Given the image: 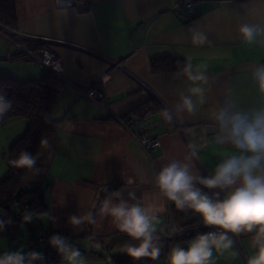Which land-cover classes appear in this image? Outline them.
I'll list each match as a JSON object with an SVG mask.
<instances>
[{"label":"crops","instance_id":"1","mask_svg":"<svg viewBox=\"0 0 264 264\" xmlns=\"http://www.w3.org/2000/svg\"><path fill=\"white\" fill-rule=\"evenodd\" d=\"M175 1L85 0L86 9L79 11L57 0H14L15 28L0 27V76L25 82L39 79L47 70L18 57L13 42L30 50L48 49L61 64L64 84L46 118L53 129L42 135L50 147L41 149L39 140L33 155H41L35 169L26 171L22 186L36 187L44 206L42 211H28L47 212L52 218H34L35 226L68 232L67 243L81 251L86 264H168L172 247L187 248L195 237L174 242L170 235L173 222L182 227L188 218L178 221L180 225L174 221L171 205L155 186V176L173 160L188 163L194 175H213L219 163L239 154L230 143H217L213 113L228 105L248 113L264 109V93L254 77L264 65V32L258 31L252 43L240 32L242 25L264 29V0H198L180 15L170 9ZM196 33L206 37L204 43H193ZM165 58L200 67L207 80L198 82L204 90L203 103L191 96L189 89L194 85L181 70L153 69L152 61ZM98 79L103 106L80 97L72 86L87 88ZM181 95L191 96L193 113L176 111ZM165 109L171 121L164 118ZM115 116L138 122L127 129ZM8 121L13 127L27 120ZM208 126L215 129L208 130ZM143 132L158 137L161 145L144 152L136 138ZM10 138L14 140L8 130L3 146L12 142ZM189 145L195 146L197 155H191ZM2 152L0 172L5 173L7 157ZM196 187L221 200L230 191ZM115 191L121 193L119 198L110 195ZM129 192L137 200L130 199ZM103 195L114 202L124 199L131 204L142 198L144 203L163 204L154 233L161 249L158 259H133L123 250L138 241L116 230L110 218L97 215ZM90 211L96 225L69 223L70 216ZM189 219L203 223L192 211ZM0 220L6 222L0 231V253L21 247L31 251L27 245L30 231L17 219V212L0 207ZM228 235L233 247L223 254L214 251V264H247L256 252L253 234ZM35 251L44 257L41 246ZM33 264L66 262L62 257L56 263L43 258Z\"/></svg>","mask_w":264,"mask_h":264},{"label":"clouds","instance_id":"2","mask_svg":"<svg viewBox=\"0 0 264 264\" xmlns=\"http://www.w3.org/2000/svg\"><path fill=\"white\" fill-rule=\"evenodd\" d=\"M258 31L264 32V29L258 30L249 25H242L240 28L248 43L255 40ZM205 40L206 37L202 34L196 33L193 36L194 44H202ZM180 74L194 85L189 89L191 96L198 97L200 103H203L204 90L198 82L207 83V80L200 67L194 69L189 61ZM254 77L258 81L259 90L264 93V65L256 69ZM191 96L181 95L180 102L175 106L177 112L193 113L195 104ZM233 107L228 105L220 108L213 113V119L218 124L217 143H230L239 150V154H233L219 163L214 174L209 177L192 174L188 163L176 160L163 166L155 176V186L160 194L172 202L177 210H191L199 214L204 225L220 229L219 232L209 231L195 236L187 243V248L179 245L172 247L167 256L168 264H214V251L223 254L233 247V240L228 233L237 236L252 233V244L256 252L248 259L247 264H264V109L248 113L234 111ZM11 110L12 101L0 93V120ZM163 116L168 121L172 119L167 109L163 110ZM39 146L41 149L50 147L49 141L42 137ZM189 147L193 149L191 155H197L195 146ZM40 155V152L33 155L22 151L15 159L8 160V164L18 169L34 170ZM197 184L207 189L230 191L222 200L213 199L196 187ZM110 195L119 198L121 193L115 191ZM128 196L137 200L134 192H129ZM163 210V204L144 203L142 198L131 204L124 199L114 202L111 198H105L100 203L97 215L101 219L110 218L116 230L138 241L136 245L124 247L123 250L130 257L156 260L161 249L157 244L159 238L154 233L159 223L158 214ZM34 218L52 219L47 212L37 214L25 211V222H31ZM5 223L0 220V231L4 230ZM69 223L73 226L83 223L96 225L97 220L90 211L84 216H70ZM49 245L57 250L66 264H86L81 251L67 243L66 237L54 234L49 239ZM43 258L41 252H25L21 247L15 251L0 253V264H33Z\"/></svg>","mask_w":264,"mask_h":264},{"label":"trees","instance_id":"3","mask_svg":"<svg viewBox=\"0 0 264 264\" xmlns=\"http://www.w3.org/2000/svg\"><path fill=\"white\" fill-rule=\"evenodd\" d=\"M0 25L9 29L15 28L16 12L14 0H0ZM17 55L21 59L29 60L26 55ZM184 65L183 62L169 58L151 62L153 69L158 70H181ZM63 84V80L49 70H46L39 79L25 82L17 81L11 77L0 76V93H3L7 99L12 101V110L3 120H0V126L10 119L19 117L25 118L28 123L24 133L15 139L8 148L6 170L2 179H0V207L16 211L17 219L23 222L29 231L40 229L32 221L25 222L21 220L19 213L24 215L25 211L29 209L42 211L44 209L42 198L39 196L36 187L31 189L23 188L22 180L27 170L10 166L8 160L15 159L22 151L33 154L42 135L53 129V126L49 124L46 118ZM103 200L104 195L98 204L97 211ZM171 207L175 222L178 223V221L187 220L188 218L186 223L181 224L182 227H190L196 223L195 219H189L190 210H177L172 202ZM202 233L203 230L188 233L180 236L175 242L190 239Z\"/></svg>","mask_w":264,"mask_h":264},{"label":"built area","instance_id":"4","mask_svg":"<svg viewBox=\"0 0 264 264\" xmlns=\"http://www.w3.org/2000/svg\"><path fill=\"white\" fill-rule=\"evenodd\" d=\"M60 5H73L77 10L83 11L86 9L84 4L85 0H57ZM198 0H176L171 6L170 9L175 14H184L188 9L193 7ZM15 47L16 54L26 55L29 60L33 61L40 67H43L51 72H53L58 78L64 79L63 71L59 59L57 56L50 50L45 48H39L30 50L26 46L13 42ZM10 58V57H8ZM101 79L96 80L95 84L87 88H79L72 84L74 89L77 91L80 97L89 99L96 104L103 106L104 103V94L98 86V82ZM115 119L121 123L125 128L129 129L130 126L138 122L129 116L116 117ZM134 136V135H133ZM139 145L144 152L149 153L150 150L155 149L161 145V141L158 137L151 135L149 132H143L136 137ZM169 207L171 205L170 201H167ZM26 207V205H24ZM19 218L23 220V213H19ZM199 230H203V233L209 231L219 232L220 229L213 228L211 226H206L203 223L196 222L190 227H177L173 222L171 228V240L175 242L180 236L186 235L188 233H195ZM31 235L27 240V245L31 251H35L38 246H41L44 249V259L48 262L56 263L61 259V255L57 250L49 245V239L54 234H59L66 237L68 241L71 238V235L68 232L60 233L51 230H31Z\"/></svg>","mask_w":264,"mask_h":264},{"label":"rangeland","instance_id":"5","mask_svg":"<svg viewBox=\"0 0 264 264\" xmlns=\"http://www.w3.org/2000/svg\"><path fill=\"white\" fill-rule=\"evenodd\" d=\"M24 122L25 123L20 122V124H15L13 127H11L10 125H8L9 124V121H8L6 124L0 126V164H2V157L4 155L2 150L4 149V151L6 152L5 155L7 157L8 148H9L10 143H12L19 136H21L24 133V131L26 130L28 123H27V121H24ZM8 130H10L11 134L14 136V140H12L13 138H10V140L12 142L6 141V144H4V146H3L2 141H5V137L8 134ZM12 130H13V132H12ZM3 174H4V171L2 173L0 172V178L2 177Z\"/></svg>","mask_w":264,"mask_h":264},{"label":"water","instance_id":"6","mask_svg":"<svg viewBox=\"0 0 264 264\" xmlns=\"http://www.w3.org/2000/svg\"><path fill=\"white\" fill-rule=\"evenodd\" d=\"M0 27H1V25H0ZM207 129H208V130H214L215 128H214V126H208Z\"/></svg>","mask_w":264,"mask_h":264}]
</instances>
